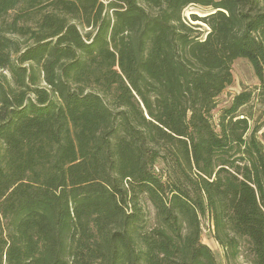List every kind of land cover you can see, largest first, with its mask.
Wrapping results in <instances>:
<instances>
[{"label": "trees", "instance_id": "16d2710c", "mask_svg": "<svg viewBox=\"0 0 264 264\" xmlns=\"http://www.w3.org/2000/svg\"><path fill=\"white\" fill-rule=\"evenodd\" d=\"M238 59L264 91V0H0V264H264Z\"/></svg>", "mask_w": 264, "mask_h": 264}, {"label": "rangeland", "instance_id": "374dc122", "mask_svg": "<svg viewBox=\"0 0 264 264\" xmlns=\"http://www.w3.org/2000/svg\"><path fill=\"white\" fill-rule=\"evenodd\" d=\"M209 9L200 6H190L184 11V17L194 25H200L198 30L207 32L208 28L200 21H193L192 16L205 17ZM234 84L228 88L218 99L220 106H228L232 98L242 91L251 92L253 95L251 103L247 110L252 113V125L260 126V135L264 134V91L256 77L251 64L245 59H238L233 65ZM202 240L216 254L219 264H249L244 259L239 258L236 261H228L221 246L215 241L213 232L207 225L204 227Z\"/></svg>", "mask_w": 264, "mask_h": 264}]
</instances>
